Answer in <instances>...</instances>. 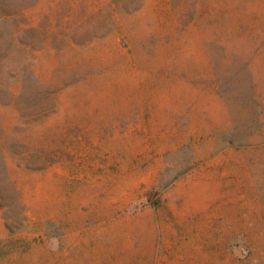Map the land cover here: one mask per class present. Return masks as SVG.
<instances>
[{"label": "rangeland", "instance_id": "obj_1", "mask_svg": "<svg viewBox=\"0 0 264 264\" xmlns=\"http://www.w3.org/2000/svg\"><path fill=\"white\" fill-rule=\"evenodd\" d=\"M0 264H264V0H0Z\"/></svg>", "mask_w": 264, "mask_h": 264}]
</instances>
